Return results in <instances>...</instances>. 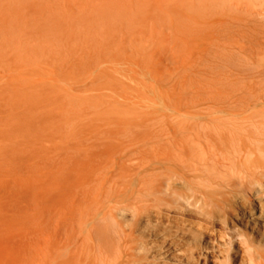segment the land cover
I'll list each match as a JSON object with an SVG mask.
<instances>
[{
	"label": "rangeland",
	"instance_id": "obj_1",
	"mask_svg": "<svg viewBox=\"0 0 264 264\" xmlns=\"http://www.w3.org/2000/svg\"><path fill=\"white\" fill-rule=\"evenodd\" d=\"M263 127L264 0H0V264H105L124 230L181 264L164 231L210 213L264 264V193L219 201Z\"/></svg>",
	"mask_w": 264,
	"mask_h": 264
},
{
	"label": "bare ground",
	"instance_id": "obj_2",
	"mask_svg": "<svg viewBox=\"0 0 264 264\" xmlns=\"http://www.w3.org/2000/svg\"><path fill=\"white\" fill-rule=\"evenodd\" d=\"M262 143L264 145V142ZM258 144H260V142H258ZM258 144L253 143V145L249 147L248 150L243 147L242 150L244 152H247V162L242 164L240 168L231 166V170L229 171V173H231L230 176L221 180V198L219 199L221 204L228 205L229 199L227 195L233 194L235 191H242L245 194L251 195V197L254 194L257 195L258 192L264 193V146H262V144ZM240 153L242 152L240 151ZM252 154L256 155V157H253ZM180 198H182V196H180ZM259 199L261 200L263 198L259 197ZM260 200L256 211L251 210L246 213V218L251 221L255 219L261 220V218H264V202L261 203L262 200ZM222 208L223 212L226 213L227 209L225 205H223ZM158 214L159 213L155 215ZM145 215H142L138 220H142L141 224H150L151 214H147L146 216ZM168 217L169 215L167 217L165 216V218ZM181 219L178 218L177 222L175 223H180L182 221ZM160 220H163V217L160 218ZM179 220L180 222H178ZM170 221H172V219ZM206 221L208 225L211 224V226L219 222L223 227L222 230H211V228H208L209 230L206 231H209V233L207 234L212 233L213 237L210 240H205L204 244L200 245L199 237L197 235L188 234L186 230H175V233L173 234L170 232L172 230L164 231L165 233L163 239L165 241H168L169 239L172 241L171 245L175 244L177 246L176 249L179 253L176 254L177 259L175 260H178V263L200 264V258L196 254V251H200L201 255L207 257L208 254L206 253L210 252L211 250L215 251L219 256L223 257L221 264H256L255 253L253 252L255 239L249 237V235L241 231L236 225L231 224L224 215L221 217H217L210 213ZM183 222L182 224H185L184 220ZM198 224L197 227L199 226ZM194 225H196V223ZM206 227L208 226H204L203 229L205 230ZM198 229L200 230V228ZM204 230H201L202 235L206 233V231ZM124 235V240L126 242L124 248L120 250L117 257H115L114 259H109V262H106L105 264H170L165 261L170 251H164V249L167 248L166 246L170 245L168 244L169 242H166L160 246L162 247L161 250L163 251H159L158 253H152L150 249V243L144 239L147 235L146 230H124ZM160 259H163L164 261L158 262V260ZM172 263L173 262H171V264Z\"/></svg>",
	"mask_w": 264,
	"mask_h": 264
}]
</instances>
